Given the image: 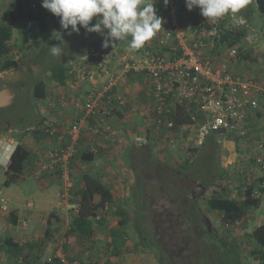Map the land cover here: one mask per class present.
<instances>
[{
	"label": "built area",
	"instance_id": "2783aa9c",
	"mask_svg": "<svg viewBox=\"0 0 264 264\" xmlns=\"http://www.w3.org/2000/svg\"><path fill=\"white\" fill-rule=\"evenodd\" d=\"M184 2H169L162 27L146 43L148 47L142 56L118 55L113 58L106 48L84 54L78 60V66L72 64L76 77L69 78L61 95L47 100L45 106L49 109L71 105L75 110L69 121L64 122V129L53 120H45L44 124L46 131L54 136L48 140V166L61 171L64 188L60 196L76 213L80 203L72 198L74 182L70 163L82 150L97 147L100 139L123 142L119 113L129 110L134 97L138 99L141 115L146 117L142 131L147 134L150 129L151 133L150 136L137 135L135 142L142 144L152 140L174 144L178 139L190 137L199 144L210 132L219 131L220 142L233 147L229 153L235 158L228 163L239 157L248 162V166L256 165L259 168L257 178H264V77L242 79L234 75L227 59L237 55L238 46L218 48L215 38L218 30L203 25L206 18L198 15L188 19ZM37 7L38 1L30 2V9ZM194 20L197 26L192 24ZM132 77L135 80L131 81ZM77 78L87 80L89 84L83 96L70 101L71 91L80 88ZM133 82L139 84V94H133ZM185 104L193 108L199 118L193 125L177 127L179 107ZM59 132L63 135L58 138ZM236 137L244 140L241 143L243 153L236 149ZM10 164L11 160L6 158L4 165L9 167ZM224 184L231 197H239L234 179ZM255 190V196H262L264 200V180ZM252 216L253 213L246 220L251 222ZM54 259L60 264H93L70 257L63 251L56 252L47 261Z\"/></svg>",
	"mask_w": 264,
	"mask_h": 264
},
{
	"label": "trees",
	"instance_id": "16d2710c",
	"mask_svg": "<svg viewBox=\"0 0 264 264\" xmlns=\"http://www.w3.org/2000/svg\"><path fill=\"white\" fill-rule=\"evenodd\" d=\"M184 5L186 6L185 2ZM246 5H250L251 8L247 9L244 7L240 10V12L236 14L229 13L223 18L217 19L215 21L204 19V21L202 22L203 25L209 28L214 27L218 30V33L215 36L216 40L218 41L216 44L218 48L222 46H240V44L245 41L250 34V21H252L255 13L258 11L264 16V0H248V4ZM160 6L163 14L159 16L164 18L169 9V4L165 6L162 2ZM43 10L45 11L44 14H38L33 9L29 10L26 13V17L29 19L28 25L31 26V23L33 21H36L38 23L37 25L40 29V32H38L40 37L39 42L41 43L47 42L50 39L52 40L53 38L60 36V33L61 35L67 34L66 30L61 29L59 18L54 16L44 7ZM7 11L10 17H8V19L6 20H0V72L9 71L15 68L20 63V61L18 62L17 60H15V58L11 54L14 25L18 21L19 15L16 11H12L11 8H7ZM36 11L40 10L36 8ZM241 17L244 18L246 22L242 23L241 21L237 23L235 21V18ZM192 24L194 26L198 25L197 21L195 20L192 22ZM100 44H102V41L99 42L98 45H95V47H89L85 49V51H82L80 54L83 55L85 53L93 52L96 49L98 50ZM147 47L148 46L145 44L142 49L135 51L138 53H143V51L145 50L144 48ZM238 48L239 51L237 55L233 57V60H239L242 58L249 60V62L253 61L254 57L252 55L255 50H253L252 48L243 49L241 46ZM78 55H74L73 57L68 58V61L64 60L55 64L52 63L48 67L41 70L34 78H32V83L30 84L31 99L36 100L35 102L37 104V118L33 122L31 135L36 141H44V139H47L48 143L49 138L54 137L53 135H50L48 131H46L44 122L45 120H47V117L41 115L40 109L43 104L46 105V102L49 98H56L63 93L69 78L76 77L77 73L71 61H73V58H76L75 56ZM132 80H135V77H132L131 81ZM119 115L120 117H122L124 114L119 113ZM198 118L199 117L195 110L189 107L188 104H185L179 107V115L176 118L175 124L177 127H180L183 124L193 125L197 122ZM137 122L138 123L134 124L133 127L131 125L132 130L134 132L143 134L144 132L142 131V127L143 125H145L146 117L143 115H139V121ZM150 134V129H148L147 136H150ZM187 134L188 132H185V135ZM219 139V131H212L207 135L206 139L201 144H194L193 146H195V148L191 147L189 148V151H193L199 154L209 142L210 144H217L216 147L220 152L222 143ZM235 141L237 145V151L243 153V146H241V143L243 144L244 140L236 137ZM149 142L153 144L155 141L153 142L152 140H150ZM133 144L134 146H130L131 152H133L137 147L135 143ZM47 146L49 149L48 144ZM88 148V150H82V152L80 153L81 158L84 161H94L96 157L99 156V154L104 153V147H100L98 146V144L97 151L90 149V147ZM32 153V148H30L25 143L19 142L17 144L14 152L11 155V164L6 172V185L13 183L20 178L26 168L28 161L32 158ZM191 155V153H188L186 162L190 161L189 159H191ZM241 158H243V156H241ZM251 162L254 163L253 160ZM243 163L248 164V162L244 160ZM56 171L58 173H61L59 169H57ZM225 173H227V170L223 168L220 172L218 180L225 179ZM237 173L238 178H236L237 181L234 183V187L237 189L239 197H231L228 193L227 185H225L224 183L218 184V182L217 185H220V190H216V193L210 199H208L207 210L217 212L220 215L223 224L232 226L233 228L241 231L242 229L248 228L250 222H248L246 218L250 214L252 215L251 210L260 207L262 202L264 201L262 196H255L254 194L256 192L255 189L257 187V184L264 180V178H257L256 173L251 170L245 171V169H243L242 171H239ZM229 174L230 173H228V175ZM233 177L236 176L231 175L230 178L234 179ZM77 195H79L80 207L78 212L74 214L71 220L69 233L76 232L77 238L81 242H86V240L93 238L95 223L99 222L104 225V217L110 211L116 213L117 222L121 227L126 225L129 221L133 220L135 217L134 209L137 211V209L134 208L130 204V202H126L125 200H120L116 204L115 202L117 200L115 199L114 192L110 185H108L106 181L100 178V176H97L96 174L88 170L82 176V185L80 189L78 190L77 194L76 192L74 194L76 198ZM113 208L114 210H112ZM12 215L15 216L14 213H12ZM98 216H101L102 219H97ZM241 220H243V222L238 224L237 222ZM244 235L247 237L246 244H250L252 241L258 244V247H254L252 249V254L257 261H260L261 264H264V222L259 223L258 226H256L252 231H245ZM126 243L127 240L125 237H123L122 235L119 236L116 232H114L111 241L108 242V247L112 249L110 252L111 255L117 258L118 256L120 257L123 253L129 252L130 249L126 247ZM5 246L6 249H8V251L12 254L19 255L24 251V247L18 245V242L14 241V239L11 237L6 238ZM1 251L2 249L0 248V264ZM45 264H60V262L58 259H54L51 262L47 261V263Z\"/></svg>",
	"mask_w": 264,
	"mask_h": 264
},
{
	"label": "rangeland",
	"instance_id": "374dc122",
	"mask_svg": "<svg viewBox=\"0 0 264 264\" xmlns=\"http://www.w3.org/2000/svg\"><path fill=\"white\" fill-rule=\"evenodd\" d=\"M42 2V0H40ZM146 2H151V0H146ZM163 0H155L154 7L157 10L158 15H162L163 11L161 9V3ZM174 0H170V3L173 4ZM40 7L38 6V10H40L42 7V3H39ZM248 4V3H247ZM245 8L250 9V5H246ZM187 11L188 9L185 8ZM245 10V9H244ZM21 11V10H19ZM19 21H17L18 24L14 25L16 28H14L13 33V39H12V50L11 54L20 63L13 69L7 71L6 73H1L0 75V89L3 87L4 84L7 86L13 85V83H19L24 86L23 92L21 94L19 93L18 97L13 101V103L10 106L0 108V120L1 128H4V121L6 120V125H9V128L7 131H4L2 135L0 136V153L3 152L5 149V146L8 144H17L20 142L19 140L23 141L24 143H28V141L34 139L31 135L32 127L33 125H29L26 123V121L19 120L18 118L21 115H24V117L27 118V120L32 119L35 115L36 111V100L32 99L33 104L29 102V99L31 100V88L30 84L32 83V78H34L41 70L48 67L52 63L55 64L57 62H62L64 60L68 61V58L73 57L74 55L76 58H73L72 64H79V59L82 56L80 53L82 51H85V49L89 47H95V45H98L99 42L102 41L103 37H101L98 33H87L83 28H81V31L79 34L73 33L72 35H62L63 41L58 40L56 38L50 39L47 42H39V34L40 32L38 23L36 21H33L31 23V26L28 25L29 19L25 16V12L19 13ZM189 11V10H188ZM36 13L41 11H36ZM191 14V16H189ZM199 15V17L205 18L200 14L199 8H195L194 10H191L187 13V18L191 19L195 16ZM189 16V17H188ZM26 17V18H25ZM235 21L237 23L241 22L240 18H235ZM92 23H95V18L93 19ZM252 24L250 26H254L257 31V36L255 39L256 42H253V40L246 39L245 42L243 41L240 46L244 49V47H248L249 49L255 50L254 52H260L259 56L263 55L264 53V36L261 34L262 29H264V16L259 13L258 11L255 13V18L252 20ZM21 24V25H20ZM254 35V31L250 28V35ZM131 37L128 38V40H125L124 42L120 41L118 44H114L113 47L110 46L109 48H106L110 54L112 55L113 52L121 53V51L125 52L127 56L138 58L143 55V53H138L135 50H132L128 47V42L130 41ZM251 39V38H250ZM54 45H59V47L62 49V53L58 56H53L50 52V48ZM240 47L239 45H237ZM101 47V44H100ZM99 47V49H100ZM256 53H253L252 56L257 55ZM117 54V53H116ZM122 54V53H121ZM119 54V55H121ZM115 58L114 56H112ZM262 58V57H261ZM31 74H29V73ZM247 73V72H246ZM247 79L249 78H256L255 76H249L250 74H246ZM83 95V91L81 88H75L71 91L69 95V99L76 100L79 96ZM29 97V99H28ZM35 103V104H34ZM44 105V104H43ZM38 108V107H37ZM44 109V108H43ZM42 109V110H43ZM139 109V108H138ZM141 110V109H139ZM20 114V116H18ZM140 114V113H138ZM139 121L138 119H132L129 121L131 123L132 127L134 124H137ZM22 125L20 126L19 124ZM128 122V121H127ZM133 122V123H132ZM19 123V124H18ZM26 124V125H25ZM14 126H18L15 131H12L14 129ZM131 127V128H132ZM26 131V132H24ZM192 134L195 135L194 130H191ZM131 133V132H130ZM133 133H136L133 131ZM137 136V135H136ZM132 136L130 139L129 137L127 139L128 143L132 142V146H134L133 143H135V137ZM196 137V136H193ZM33 138V139H32ZM13 139H16L17 141H13ZM192 138H184V139H178L175 141L174 144H167L164 146L158 145L157 147H154V156L159 159L167 160V161H173L178 163V165H181L182 162H184L183 159H185L188 155V153H196L193 151H189V148L194 147V144L196 142L192 141ZM131 146V147H132ZM209 146V145H208ZM206 146L202 152L204 154H207L209 151L210 146ZM131 147H129V152L126 153V160L118 159L114 163L117 164L118 167H116L115 173H106L109 177L113 179L114 182H123L125 175L127 173L130 174L131 177H135V171L136 169H139L140 166L144 164V160L140 157L142 154L140 152H131ZM233 149V147L229 144L222 143V157L221 162L223 163L224 169L227 170V173H225V179L219 180L218 184L226 183L231 180V175H235L234 183L237 181L236 178H238L239 171H242L245 169L251 170L254 173H257L259 171V168L256 165H249L243 163V160H241L239 157L236 158V160L233 163H228L229 160H233L235 158V155H231L229 151ZM135 154V155H134ZM201 154V153H199ZM227 155L229 157H227ZM125 157V156H124ZM192 158V156H191ZM110 163L107 162L106 159L100 160L98 162L91 161L87 163V166H82V169H86L91 171L92 173L96 174L97 176L103 177V171H105V168ZM111 165V164H110ZM247 165V166H245ZM92 166V168H91ZM0 167V183H2L7 178V173L5 169ZM96 170H95V169ZM206 170H199L197 173L198 175H202ZM228 173H230L228 175ZM160 175L165 177V173L160 172ZM196 174H193L190 177H185L183 179H180L178 177H172L173 180L177 181L180 179L179 184L181 185L183 180L185 182L184 188H187L191 183H193L194 180H196L197 176ZM104 178V177H103ZM102 178V179H103ZM106 181V178L103 179ZM111 180V179H110ZM233 180V179H232ZM25 180H21L18 182H13L9 185H6L4 183L1 184L0 189V208H9L11 209L13 207L12 203V195L11 192L17 191V188L20 186V184L25 183ZM17 184V185H16ZM132 184V183H131ZM130 189L127 190L129 193V202L130 204H133V207L135 205L133 196V187L130 185ZM217 190H220V185H217ZM133 202H131V200ZM203 208L207 207V202L202 201L200 204ZM132 207V208H133ZM45 210V208H43ZM114 210V208L112 209ZM206 212H209L205 208ZM253 213L252 221L249 223L247 229H242L241 231L237 230L236 232L243 235L245 231H252L256 226H258L259 223L264 222V201L262 202L261 206L251 210ZM136 211L134 209V213ZM220 216V215H219ZM7 218V217H6ZM104 228L106 230L102 231H96L95 234L97 235V238L89 239V242L92 244L91 248H89L88 252L84 251L79 257L83 260L91 261L94 260L95 257L98 258V260H103V258L108 255L109 253L104 249H109L108 242L111 241L114 232L117 233L119 236H123L126 238L127 242L126 247L130 248L129 252L123 253L120 257V260L117 261V264H166V256L162 249L156 244L153 243L151 240L148 239L150 243V247H147L146 243L143 244V238L137 230L133 228L132 220L129 221L126 225L123 227L119 226L117 222V215L113 211H110L108 214L105 215L104 218ZM101 223L96 222L95 226L100 228ZM14 229V228H13ZM10 233L13 234V231H8L6 229H3L0 231V247L2 243L4 242V238L7 235H10ZM16 235V234H15ZM240 235V236H241ZM88 242V240H86ZM84 242V243H86ZM258 247V244L256 242H253V248ZM1 249H4L3 247ZM112 250V249H111ZM104 252V254L101 252ZM86 254V255H85ZM100 256V257H99ZM112 256V255H111ZM2 257V253H1ZM247 263L249 264H261L260 261H257L254 258V255L249 251L246 254ZM171 263V262H170Z\"/></svg>",
	"mask_w": 264,
	"mask_h": 264
},
{
	"label": "crops",
	"instance_id": "0c3cea01",
	"mask_svg": "<svg viewBox=\"0 0 264 264\" xmlns=\"http://www.w3.org/2000/svg\"><path fill=\"white\" fill-rule=\"evenodd\" d=\"M34 1H38V6L40 7L39 3H42L40 0H0V20H6L8 17H10L7 8H11L12 11H16L17 13L19 10H21L19 13L24 11L26 16V13L31 10L30 2ZM33 10L35 11L36 9ZM40 11L41 12H38V14L45 13L43 8H41ZM188 12V10L185 12L186 17ZM189 16H191V14ZM254 18L255 15L252 20H254ZM19 20L20 19H18V21ZM240 20L242 23L246 22V20L242 17ZM16 24L18 23L16 22L15 25ZM250 24L253 25L252 21H250ZM26 26H28V24ZM14 28H16V26H14ZM250 28L252 31H254V35L253 33L252 35L249 34L247 39L256 42L254 38H256L258 33L254 26H250ZM261 34L264 36V29H262ZM244 48L249 49L247 46ZM121 53L116 51L112 54L114 57H118L119 54L126 55V53L123 51H121ZM259 53L260 52H257V55L253 56L254 59L252 62L242 58L239 60H233V58L227 59L228 64L234 72V75L242 79H246V74L248 73L250 74V77H264V53L261 55L262 58L259 56ZM6 72L7 71L0 72V75L1 73ZM77 81V84L80 86L84 94V90L89 84L88 81L83 79L79 80V78H77ZM132 90L133 94L140 93V87L137 82H133ZM132 99L134 103L131 104L129 110L124 113L120 120L124 134L123 142L118 143L115 140L109 138H105V140L100 139V141H98V146L104 147V153L99 154V156L95 159V162L106 159L107 162L111 164L106 166L105 171H103V177L106 178V182L108 185H110L114 192L115 199L117 200L115 202L116 204L120 200L129 202V193L127 190L131 188L129 187L130 185L133 187L134 175L131 177L130 174L127 173L125 175L124 181L118 183L114 182L113 179L106 173H115L116 167H118L117 164L115 165L114 163L116 160L119 158L123 160L127 159L128 155L126 157V153L132 144V142L128 143V140L132 136H147L146 132L143 134L139 132H132L133 130L129 121L132 119L136 120L139 118V115H141V111L139 110L140 108L137 106V97ZM73 111L75 110L71 105H69V107L66 106L65 108H59L57 110L49 109L45 105H42L40 109L42 116H46L47 120H53L60 123L61 129H64V122H68L73 116ZM61 135H63L62 132H59L57 137L59 138ZM128 137L129 139L127 140ZM19 141L24 143V140ZM147 141H144L142 144L135 142V145H137L136 148H140ZM25 144L32 148L33 155L31 160L28 161L23 174L17 181H15L18 182L25 180V183L20 184V186L17 188V191L11 192L13 207L11 209L0 208V231L3 229L13 231V234L10 233V235H7L4 238V242L0 247L4 248L1 251V264H45L47 263V259L58 251H63L70 257H79V255L84 253V251L88 252V249L91 248L92 244L89 242V240L86 243L79 241L76 232L69 233V228L71 226L70 223L74 214L76 213V210H74L72 205L65 202L64 199H62V196H60L64 188V180L62 173H58L56 171L57 169H52L48 166L49 159L47 157V139H44V141H36L33 139V141L30 140ZM15 147V144L6 145L3 152L0 153V162L4 161L6 158H9L14 152ZM91 149L94 151L98 150L95 146ZM87 163L88 161L82 160L80 154L73 158L72 163H70V174L74 182L73 190L71 192L73 196L72 198L79 203V195H77L76 198L74 194L75 192L77 194L82 185V176L87 171L86 169H82V166L84 165V167H86ZM103 177L100 176V178ZM2 183L5 184V181ZM2 183H0V186ZM131 202H133V200H131ZM131 205L133 206V204ZM43 208H45V210H43ZM12 213H14L15 216H13ZM99 219H102L101 216ZM100 226L101 227L97 229V227L94 225L93 238H97V235L95 234L96 231L103 232L106 230L102 224H100ZM7 237L13 238L14 241L18 242V245L23 246L24 251L19 255L10 253L5 246V240ZM104 250L109 254L106 255L103 260H98V258L95 257V259L91 260L90 262L93 264H117V261L120 260L121 257L118 256L115 258L111 256V249ZM102 253L104 254L103 251L101 254Z\"/></svg>",
	"mask_w": 264,
	"mask_h": 264
},
{
	"label": "flooded vegetation",
	"instance_id": "af4514ba",
	"mask_svg": "<svg viewBox=\"0 0 264 264\" xmlns=\"http://www.w3.org/2000/svg\"><path fill=\"white\" fill-rule=\"evenodd\" d=\"M3 87L14 91L15 99L24 90V86L16 82L9 86L4 84ZM29 102L33 104L32 99ZM36 118L35 111L32 119L27 120L24 115L18 119L33 125ZM1 122L0 120V126ZM17 127L14 126L12 131L17 130ZM8 129L9 125H6L5 120L4 128L0 127V136ZM151 144L147 141L133 151L140 152V157L144 160V164L134 170L132 196L138 211L137 214L134 213L132 224L141 234L143 244L150 247L148 239L156 243L166 256V264H249L246 254L249 251L252 253L253 241L246 244L247 237L244 234L241 235L236 232V228L223 224L217 212H206L207 207L200 205L216 193L220 172L225 168L221 162L222 148L219 152L217 144L208 142L207 146L210 148L207 154H192L190 161L186 162V157L178 165L179 162L154 156V147L167 144ZM2 166L7 172L9 167L4 165V161L0 162V167ZM203 169L206 171L198 175L199 170ZM160 172L165 173V177L162 178ZM193 174L198 176L187 188H184V180L179 184L180 179ZM172 177L180 179L175 181ZM202 186L206 187L205 192Z\"/></svg>",
	"mask_w": 264,
	"mask_h": 264
},
{
	"label": "clouds",
	"instance_id": "9594fccd",
	"mask_svg": "<svg viewBox=\"0 0 264 264\" xmlns=\"http://www.w3.org/2000/svg\"><path fill=\"white\" fill-rule=\"evenodd\" d=\"M169 2L163 0L165 6ZM247 3L248 0H185L189 11L199 8L200 14L211 21L238 13ZM154 4L155 0H42V7L59 18L61 29L68 35L79 34L81 28L87 33H98L103 37L102 48L131 37L128 47L132 50L142 49L162 27L163 18ZM55 38L63 41L61 33ZM50 52L58 56L62 49L54 45Z\"/></svg>",
	"mask_w": 264,
	"mask_h": 264
},
{
	"label": "water",
	"instance_id": "95a60500",
	"mask_svg": "<svg viewBox=\"0 0 264 264\" xmlns=\"http://www.w3.org/2000/svg\"><path fill=\"white\" fill-rule=\"evenodd\" d=\"M16 93L12 91L9 87H3L0 90V108L10 106L13 101L15 100ZM10 160H12V157H9ZM201 188V185L198 186ZM202 189H204V192L206 191V187L202 186ZM204 192L202 194H204ZM136 207V203L134 205V208Z\"/></svg>",
	"mask_w": 264,
	"mask_h": 264
}]
</instances>
